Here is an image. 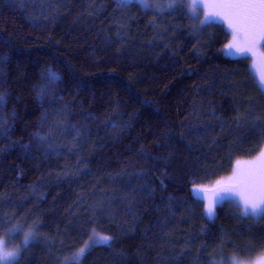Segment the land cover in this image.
Instances as JSON below:
<instances>
[{
    "label": "trees",
    "instance_id": "trees-1",
    "mask_svg": "<svg viewBox=\"0 0 264 264\" xmlns=\"http://www.w3.org/2000/svg\"><path fill=\"white\" fill-rule=\"evenodd\" d=\"M151 18L114 0H0V219L42 225L22 264H61L93 230L113 243L92 247L82 264H169L159 255L188 238L196 243L185 264L259 255L243 249L249 237L264 238V220H237L229 202L214 221L202 219L189 182L225 177L256 154L261 130L233 123L246 100L260 99L251 59L218 54L228 33L221 24L209 29L212 47L201 57L181 13L166 18L178 28L166 36ZM35 132L50 133L52 147H35ZM13 141L20 146L4 151ZM144 172L157 193L133 199ZM101 200L102 211L92 207ZM165 232L178 243L165 244Z\"/></svg>",
    "mask_w": 264,
    "mask_h": 264
},
{
    "label": "snow or ice",
    "instance_id": "snow-or-ice-1",
    "mask_svg": "<svg viewBox=\"0 0 264 264\" xmlns=\"http://www.w3.org/2000/svg\"><path fill=\"white\" fill-rule=\"evenodd\" d=\"M114 2L119 10L136 3L146 13L150 12L152 18L147 23L160 36H166L170 31L174 33L178 30L177 26H174L166 18L175 13H181L182 18L186 17L189 21V32L194 37L200 38L197 40V43L200 44L197 53L201 57L204 55L202 49L212 47V36L209 29L216 26V23L220 21L226 25L228 33L226 34V42L218 50V54L251 58L255 64L261 67L258 83L255 84L260 99L253 97L251 100H246L247 107L236 109L238 115L233 120L237 128L246 126L249 129L261 130V135L257 138L259 143L254 145L256 154L249 160L237 159L232 174L228 177H220L219 179L205 177L204 179L208 183H197V180L201 178L196 177V179L190 178L189 182L192 193L207 194L201 201L203 204L202 219L214 221L217 216V207L228 201L235 203L238 212L237 220L251 219L256 222L264 220V104L261 103V100H264V0H114ZM128 23L130 20L121 21L120 26L124 27ZM206 35L208 40H203ZM227 36L231 38L227 39ZM6 60L7 57H0V62ZM231 71L236 74L240 72L238 68ZM59 79L56 73L49 71L50 81ZM229 80L236 84L235 81L231 80V77ZM46 89L47 86L42 87L40 94H45ZM5 102V95L0 93V107ZM210 115L216 117L217 113L210 111ZM6 124L7 121L0 118V129ZM75 131L77 135L80 134L78 129ZM49 135L50 133L48 135H43L41 132L33 133L32 139L36 141L34 146L39 148L42 144L48 143ZM6 138L11 141L10 137ZM17 146H20L19 142L13 141L4 151H9ZM29 147L30 145H23L24 149H29ZM48 147L51 148L52 145L48 143ZM141 155L146 154L142 153ZM163 175L166 176L167 174L163 173ZM138 181L140 182L138 188L132 189L133 199L136 196L154 198L157 189L153 187L152 176L147 172L141 173L138 175ZM159 184L161 189H166L163 180H160ZM162 199L168 201L169 209H171L175 197L168 195ZM105 203L107 201L101 200L92 207L102 211ZM95 223L97 221L93 218L92 224ZM41 227L42 225L38 220H33L32 225L27 222L22 224L15 215L11 219H0V264H22L24 254L28 251L31 243L40 238L39 229ZM167 227L168 224L165 219V223L161 226L162 231ZM165 236L168 237L165 244L175 245L178 243L169 232H165ZM17 239H19V243H15ZM89 240L93 242L100 240L109 245L113 243V237L101 235L95 230H93ZM183 243L185 247L170 249L167 256L158 254L159 259L167 260L169 264H185V259L192 255L188 246L194 245L196 240L195 238H188ZM221 243H224L223 240ZM92 246V244L86 243L72 253L71 259L65 258L61 264H82ZM232 246L236 247L235 244ZM257 247H259V255L246 260L235 254L225 255L221 252L220 255L224 256L222 264H264V238L258 240L256 236L249 237L248 244L243 251L252 253L257 251ZM205 251H207L206 246ZM237 251L241 250L237 249ZM213 264H221V261L214 260Z\"/></svg>",
    "mask_w": 264,
    "mask_h": 264
},
{
    "label": "rangeland",
    "instance_id": "rangeland-1",
    "mask_svg": "<svg viewBox=\"0 0 264 264\" xmlns=\"http://www.w3.org/2000/svg\"><path fill=\"white\" fill-rule=\"evenodd\" d=\"M217 24H221L222 26H224V28H225L226 31L228 32V29H227L226 25H224L222 22L218 21ZM230 38H231V37H230ZM227 56H228L229 58H232V59L244 58V57H239V56H229V55H227ZM250 59H251V58H250ZM251 66H252V71H253V74H254V76H255V79H256V81H257V83H258L259 73H260V71H261L262 69H261V67H260L259 65L255 64V63L253 62L252 59H251ZM248 160H249V159H248ZM231 174H232V172H231L229 175L225 176V177H228V176H230ZM192 195H193L195 198H197V199L203 201L204 198H205V196H206L207 194H204V193H199V194L192 193ZM227 202H228V201H225V202H223V203H227ZM223 203H222V204H223ZM229 203H230V202H229ZM232 204L235 205L234 202H233ZM95 232H96V231H95ZM96 233H98V232H96ZM99 234H100V233H99ZM101 235H103V234H101ZM91 236H92V234H91ZM106 236H107V235H106ZM86 243H90V244H92V245H93L92 247L97 246V245H108V243H106V242H104V241H100V240H95V242H93V241H90V240L88 239ZM86 243H85V244H86ZM85 244H84V245H85ZM92 247H91V248H92ZM71 257H72V255H69L67 258H68V259H71Z\"/></svg>",
    "mask_w": 264,
    "mask_h": 264
}]
</instances>
